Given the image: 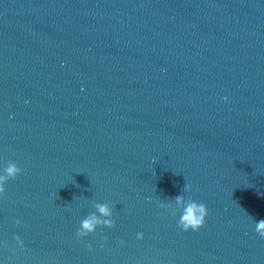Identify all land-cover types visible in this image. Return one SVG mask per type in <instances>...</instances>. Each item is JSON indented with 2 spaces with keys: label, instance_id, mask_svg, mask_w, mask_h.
I'll use <instances>...</instances> for the list:
<instances>
[{
  "label": "water",
  "instance_id": "obj_1",
  "mask_svg": "<svg viewBox=\"0 0 264 264\" xmlns=\"http://www.w3.org/2000/svg\"><path fill=\"white\" fill-rule=\"evenodd\" d=\"M9 161L0 264H264V0H0Z\"/></svg>",
  "mask_w": 264,
  "mask_h": 264
},
{
  "label": "clouds",
  "instance_id": "obj_2",
  "mask_svg": "<svg viewBox=\"0 0 264 264\" xmlns=\"http://www.w3.org/2000/svg\"><path fill=\"white\" fill-rule=\"evenodd\" d=\"M22 169L17 166L15 162L9 161L6 167L3 169V173L0 174V194H3L5 189V184L9 179H15ZM191 186L184 184L183 191H190ZM174 204L176 207L173 208L171 214L173 216L179 213V218L177 220V226L182 228L184 231L199 230L205 223V218L207 216V208L204 203L197 202L191 198L185 199L183 195H177L174 198ZM160 207H165L161 204ZM96 211L89 213L85 218L80 221V226L76 232L77 237H86L90 233L95 232L98 226L114 227V221L111 219L113 215L112 208L106 203H97L95 205ZM98 213V214H97ZM16 224L20 221L16 220ZM255 231L259 234L261 238H264V219L259 222H255ZM142 233H137V239L142 238ZM18 244L23 246V242L20 240L19 236L15 237ZM123 243V241H121ZM91 249V245H88Z\"/></svg>",
  "mask_w": 264,
  "mask_h": 264
}]
</instances>
